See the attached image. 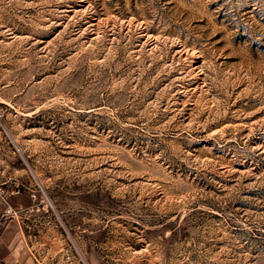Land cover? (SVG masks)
<instances>
[{
    "label": "rangeland",
    "instance_id": "374dc122",
    "mask_svg": "<svg viewBox=\"0 0 264 264\" xmlns=\"http://www.w3.org/2000/svg\"><path fill=\"white\" fill-rule=\"evenodd\" d=\"M1 181L0 264H264V0H0Z\"/></svg>",
    "mask_w": 264,
    "mask_h": 264
},
{
    "label": "crops",
    "instance_id": "0c3cea01",
    "mask_svg": "<svg viewBox=\"0 0 264 264\" xmlns=\"http://www.w3.org/2000/svg\"><path fill=\"white\" fill-rule=\"evenodd\" d=\"M3 172H4V175H2V177H4V178L7 177L8 176V172L4 171V170H3ZM3 184H4V181H1L0 182V185H1L0 186V200L2 202H5L6 208H15V207H23V206H25V205H22V203H21V201L23 199L25 201V198L21 197L22 196L21 194L20 195L13 194L11 186H9V185L3 186ZM26 201H28L27 198H26ZM31 212H33V211L30 208L29 210L24 212L23 215H21L19 217H14L15 219L8 220V224L10 222H12L11 225L13 227L17 228V230L15 232V234H16L15 238L18 236L19 238H17L16 240L19 239L21 243H22V239H23L22 237H23V233L24 232H22V228L20 229V226L22 227V226L27 225V224H30V226L32 225V222H30V216H31L30 214H31ZM53 232H54V236L55 235L57 236V234H55V230L51 229V233H53ZM22 246H23V244H22ZM17 247L20 249L21 244L17 245ZM14 251H16V248L14 249ZM23 252H26V249H24ZM23 254L25 255L26 262H28V260L26 259L27 258V254H25V253H23Z\"/></svg>",
    "mask_w": 264,
    "mask_h": 264
},
{
    "label": "built area",
    "instance_id": "2783aa9c",
    "mask_svg": "<svg viewBox=\"0 0 264 264\" xmlns=\"http://www.w3.org/2000/svg\"><path fill=\"white\" fill-rule=\"evenodd\" d=\"M30 197L32 198L33 195L31 194ZM5 212H6V213L14 214V211H12V210H10V209H5Z\"/></svg>",
    "mask_w": 264,
    "mask_h": 264
}]
</instances>
